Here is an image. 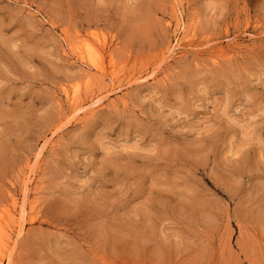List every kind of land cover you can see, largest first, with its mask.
<instances>
[{
  "label": "rangeland",
  "instance_id": "374dc122",
  "mask_svg": "<svg viewBox=\"0 0 264 264\" xmlns=\"http://www.w3.org/2000/svg\"><path fill=\"white\" fill-rule=\"evenodd\" d=\"M4 207L3 264H264V0H0Z\"/></svg>",
  "mask_w": 264,
  "mask_h": 264
},
{
  "label": "bare ground",
  "instance_id": "6f19581e",
  "mask_svg": "<svg viewBox=\"0 0 264 264\" xmlns=\"http://www.w3.org/2000/svg\"><path fill=\"white\" fill-rule=\"evenodd\" d=\"M105 42V41H104ZM80 46H78L79 48V54L80 55H83V53H84V51L83 50H86V51H88L89 50V45L86 43V42H84V41H82L81 40V42H80V44H79ZM82 47V48H81ZM81 48V49H80ZM83 49V50H82ZM91 49H92V47H91ZM94 49V48H93ZM92 52H93V50H92ZM86 53V52H85ZM85 55V54H84ZM86 55H89V51L87 52V54ZM79 56V55H78ZM90 57V56H89ZM94 57H96L95 55H94ZM93 58V57H92ZM96 67H99L100 69H101V66H99L98 64L96 65ZM14 202V201H13ZM15 203V202H14ZM23 203V202H22ZM21 206V205H20ZM22 206H23V204H22ZM23 209H25V208H23ZM22 209V210H23ZM8 213H10V211L7 209V207L5 208H3L2 210H1V215H0V217L2 218V217H4L5 215H7ZM10 215V214H9ZM5 219V218H4ZM9 220V219H8ZM8 225V224H7ZM1 230H3V229H1L0 228V231ZM5 231V230H4ZM7 261V260H6ZM3 262H4V259H3V257L0 255V264H3ZM6 263H8V261L6 262Z\"/></svg>",
  "mask_w": 264,
  "mask_h": 264
}]
</instances>
